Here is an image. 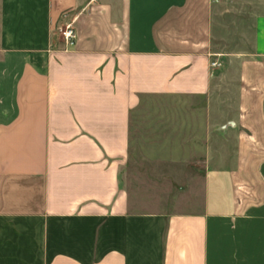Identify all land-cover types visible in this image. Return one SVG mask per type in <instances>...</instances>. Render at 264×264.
<instances>
[{
  "label": "crops",
  "instance_id": "obj_1",
  "mask_svg": "<svg viewBox=\"0 0 264 264\" xmlns=\"http://www.w3.org/2000/svg\"><path fill=\"white\" fill-rule=\"evenodd\" d=\"M240 1L0 0V264H264V10ZM139 154L200 160L169 209L131 198Z\"/></svg>",
  "mask_w": 264,
  "mask_h": 264
},
{
  "label": "rangeland",
  "instance_id": "obj_2",
  "mask_svg": "<svg viewBox=\"0 0 264 264\" xmlns=\"http://www.w3.org/2000/svg\"><path fill=\"white\" fill-rule=\"evenodd\" d=\"M245 4L255 5L256 10H264L263 0H244ZM236 7L242 4L240 0H228ZM240 6L235 13H229L224 18V23L229 26V34L235 27H242L251 21V16L247 15L248 11ZM231 38V36H229ZM226 48V47H225ZM230 48V47H229ZM166 101H160L150 105L149 109L136 115V119L147 121L149 119L162 118L166 119L165 113L168 108ZM143 123L139 127L141 132L153 131L156 127H146ZM163 126V125H162ZM147 128V129H146ZM164 130L163 127H157V131ZM149 133V132H148ZM140 156V157H139ZM200 160H173L166 158H148L144 154L138 157H131L127 169V176L124 183L128 187L131 198L138 200L141 209L144 211H156L159 209H169L170 203L183 186L185 176L181 172L182 168L197 166Z\"/></svg>",
  "mask_w": 264,
  "mask_h": 264
},
{
  "label": "built area",
  "instance_id": "obj_3",
  "mask_svg": "<svg viewBox=\"0 0 264 264\" xmlns=\"http://www.w3.org/2000/svg\"><path fill=\"white\" fill-rule=\"evenodd\" d=\"M217 1H221V0H217ZM60 31H61V36L63 38L64 43L68 46L73 45L75 41V31H74V28L72 27V24L69 23L65 25L64 28L61 29ZM213 65H216V63L213 62L212 66Z\"/></svg>",
  "mask_w": 264,
  "mask_h": 264
}]
</instances>
